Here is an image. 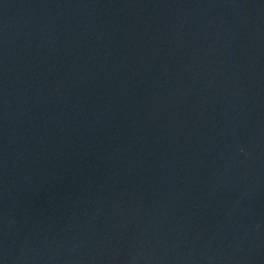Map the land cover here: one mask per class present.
<instances>
[{
	"label": "water",
	"instance_id": "1",
	"mask_svg": "<svg viewBox=\"0 0 264 264\" xmlns=\"http://www.w3.org/2000/svg\"><path fill=\"white\" fill-rule=\"evenodd\" d=\"M0 264H264V0H0Z\"/></svg>",
	"mask_w": 264,
	"mask_h": 264
}]
</instances>
